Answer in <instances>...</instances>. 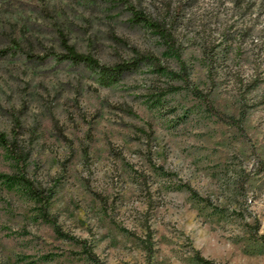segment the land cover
<instances>
[{
  "label": "rangeland",
  "instance_id": "1",
  "mask_svg": "<svg viewBox=\"0 0 264 264\" xmlns=\"http://www.w3.org/2000/svg\"><path fill=\"white\" fill-rule=\"evenodd\" d=\"M133 10L167 23L175 46ZM64 37L104 64L138 50L167 69L144 62L104 85L90 66L24 53L62 52ZM4 49L0 129L12 138L21 111L31 156L21 170L0 144V264H94L25 176L52 190L49 211L103 264H264V0H0ZM194 90L245 110L243 129Z\"/></svg>",
  "mask_w": 264,
  "mask_h": 264
},
{
  "label": "trees",
  "instance_id": "2",
  "mask_svg": "<svg viewBox=\"0 0 264 264\" xmlns=\"http://www.w3.org/2000/svg\"><path fill=\"white\" fill-rule=\"evenodd\" d=\"M111 1H118L125 4L129 3V0H111ZM181 2L176 7L175 14H177ZM133 17L135 21L144 22L151 26V28L159 34L162 38H164L170 45L175 46V34L173 30L168 26L167 23L163 22L160 19L151 18L147 14L139 10H133ZM113 38L117 42H121V38L113 36ZM122 42H125L122 40ZM63 51L62 52H55V51H48L42 55L36 54L33 52H24L26 57L29 61L35 64H45L50 59H58L59 61H67L71 62L74 65H87L90 66L100 73L101 81L104 85H111L121 79L126 73L132 71L133 69L137 68L144 62H152L154 65L160 70L165 71L167 69L161 63L160 58L155 55L153 52L146 51H136L135 55L129 59H123L114 64H104L101 63L100 60L89 53H83L76 49V47L71 44L67 38H63L61 42ZM11 50L4 49L0 50L1 53L7 54ZM17 51V50H14ZM209 66L210 70L213 71L214 68V58L211 55L209 58ZM195 93L203 99L206 109L214 116H216L220 121L225 123H230L237 126L239 129H243V120L246 116V111L243 110L241 117L237 118L234 115L227 114L224 111L218 109L212 103L209 95L207 93L202 92L201 90H194ZM21 111L17 112L16 110L11 111L12 115V138L7 136V134L0 129V144L5 146L14 159L17 161L18 166L21 170L25 169V165L27 160L31 156V150L29 145L25 144L21 139L22 135V121H21ZM26 184L30 187L34 196H36L38 202L41 204L42 213L45 218L50 220L57 226V229L63 233L68 239L75 241L76 243L80 244L85 253L88 255L90 260L94 264H103L98 256V254L94 251L91 244L88 243L86 239L78 238L73 234H69L65 232L59 224L58 216L54 213H51L48 209V204L53 196L52 190L47 189L45 187L36 186L32 183L30 178L24 177L23 178ZM100 199H103V196L100 193L94 192ZM256 239L264 241V234L258 235L256 234ZM144 246L147 250L148 258L151 257L153 253V239H152V231L150 227L147 228V234L144 239ZM199 260L205 263H211V260L203 257L198 256Z\"/></svg>",
  "mask_w": 264,
  "mask_h": 264
}]
</instances>
